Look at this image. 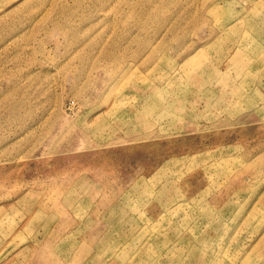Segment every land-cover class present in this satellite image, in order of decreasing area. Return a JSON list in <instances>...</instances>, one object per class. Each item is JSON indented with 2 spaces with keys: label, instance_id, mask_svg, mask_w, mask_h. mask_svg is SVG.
Masks as SVG:
<instances>
[{
  "label": "rangeland",
  "instance_id": "rangeland-1",
  "mask_svg": "<svg viewBox=\"0 0 264 264\" xmlns=\"http://www.w3.org/2000/svg\"><path fill=\"white\" fill-rule=\"evenodd\" d=\"M0 264H264V0H0Z\"/></svg>",
  "mask_w": 264,
  "mask_h": 264
}]
</instances>
